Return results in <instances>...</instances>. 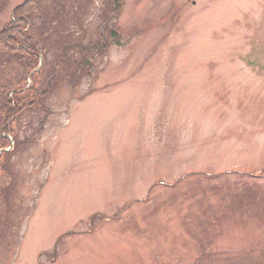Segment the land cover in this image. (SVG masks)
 <instances>
[{
    "label": "rangeland",
    "instance_id": "rangeland-1",
    "mask_svg": "<svg viewBox=\"0 0 264 264\" xmlns=\"http://www.w3.org/2000/svg\"><path fill=\"white\" fill-rule=\"evenodd\" d=\"M22 3L47 40L0 38V90L49 92L0 131V264H264V0H0V30Z\"/></svg>",
    "mask_w": 264,
    "mask_h": 264
},
{
    "label": "trees",
    "instance_id": "trees-1",
    "mask_svg": "<svg viewBox=\"0 0 264 264\" xmlns=\"http://www.w3.org/2000/svg\"><path fill=\"white\" fill-rule=\"evenodd\" d=\"M13 10H14V15L17 18L4 25L3 29L0 30V38H2V40L4 39L16 40V39H13V36H9V33H14L15 31H17V34H20V35L17 38L16 44H18L24 51H28L31 54V56L32 55L34 56L33 61H32V64H33L32 67L35 68L38 62V57H36L37 55H35V52H34L35 47L41 48L40 42H42V40H47L46 39L47 36L45 35V33L47 34V30L49 29H47L45 26H42L39 19L36 20L38 22H36V24L34 23V26H29V23H30L29 21L32 19V14H31V11L26 7V3H22L18 5ZM35 33L38 34V38L37 36L36 38L34 37ZM10 45H12V43ZM24 46H26V48ZM57 63L61 64L63 62L59 60V62ZM40 69L33 71V77L35 75L37 77L41 75ZM23 86L24 85H22L21 88L15 87L16 89L10 88L11 90H9L10 86L7 87L3 85V88L0 90V98H1L0 131L5 130V131L13 132V128L9 124L14 121V118L16 117V115L21 114L24 108L31 107L40 98H43V97L45 98V96H47V92H49L48 89H45L44 92L42 90L39 91L40 86L34 81L32 85H29L27 87H23ZM11 91L13 92L12 97H11ZM0 138L4 139L6 137L0 135ZM3 157H4L3 154H1V158Z\"/></svg>",
    "mask_w": 264,
    "mask_h": 264
},
{
    "label": "bare ground",
    "instance_id": "bare-ground-1",
    "mask_svg": "<svg viewBox=\"0 0 264 264\" xmlns=\"http://www.w3.org/2000/svg\"><path fill=\"white\" fill-rule=\"evenodd\" d=\"M6 143H7V141L5 142V143H0V153L1 154H3L4 152L3 151H6L5 149H4V146L6 145ZM1 167V166H0ZM2 170H3V168H2ZM4 172H5V170H3Z\"/></svg>",
    "mask_w": 264,
    "mask_h": 264
}]
</instances>
